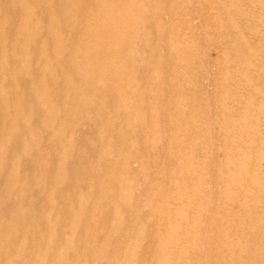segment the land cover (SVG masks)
Masks as SVG:
<instances>
[{
  "label": "rangeland",
  "instance_id": "1",
  "mask_svg": "<svg viewBox=\"0 0 264 264\" xmlns=\"http://www.w3.org/2000/svg\"><path fill=\"white\" fill-rule=\"evenodd\" d=\"M0 264H264V0H0Z\"/></svg>",
  "mask_w": 264,
  "mask_h": 264
}]
</instances>
